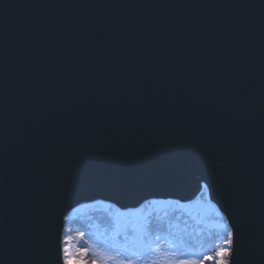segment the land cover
Instances as JSON below:
<instances>
[{
	"label": "water",
	"instance_id": "1",
	"mask_svg": "<svg viewBox=\"0 0 264 264\" xmlns=\"http://www.w3.org/2000/svg\"><path fill=\"white\" fill-rule=\"evenodd\" d=\"M264 264V0H0V264H63L69 213L203 191Z\"/></svg>",
	"mask_w": 264,
	"mask_h": 264
},
{
	"label": "rangeland",
	"instance_id": "2",
	"mask_svg": "<svg viewBox=\"0 0 264 264\" xmlns=\"http://www.w3.org/2000/svg\"><path fill=\"white\" fill-rule=\"evenodd\" d=\"M127 213L130 214L129 218H125ZM133 217L142 221L143 225L147 222L153 234L168 238L162 245L164 249L175 242L185 251L200 253L189 259H199L202 264H220L221 261L228 263L229 228L223 215L202 192L190 202L153 199L137 209L126 211L103 201L75 207L67 216L63 236L64 252L67 251L71 257L68 264H93L94 261L95 264H115L113 253L103 249L99 241L111 242L116 237L121 246H127L134 235L135 227L129 222ZM82 250H86L87 254L81 255ZM221 250L224 254L217 255ZM206 256L212 259H204ZM152 259H158V264H169V261L177 264L163 252ZM138 264L151 262L143 260Z\"/></svg>",
	"mask_w": 264,
	"mask_h": 264
},
{
	"label": "snow or ice",
	"instance_id": "3",
	"mask_svg": "<svg viewBox=\"0 0 264 264\" xmlns=\"http://www.w3.org/2000/svg\"><path fill=\"white\" fill-rule=\"evenodd\" d=\"M133 237L128 242L127 246H121L116 239L113 237L111 242L99 241L101 247L108 252L113 253L115 258V264H138V262L143 260H150L151 264H158V259H152L153 257H158V255L163 252L165 255L170 256L177 264H202L199 259H189V257H197L200 255L199 252H189L183 250V247H178L175 242H172L167 249H164L162 245L168 239L164 235L153 234L150 225L146 222L139 229L133 230ZM119 233L116 234L118 236ZM231 230L228 232L229 240L227 243L232 244ZM83 236V233H81ZM87 251L82 250L81 255H86ZM224 251L221 250L217 255L222 256ZM63 264H68L69 259H71L67 251L64 252L62 257ZM204 259L211 260V256H206ZM95 264V261L93 262ZM171 264V261H169ZM220 264H227L226 261H221Z\"/></svg>",
	"mask_w": 264,
	"mask_h": 264
},
{
	"label": "trees",
	"instance_id": "4",
	"mask_svg": "<svg viewBox=\"0 0 264 264\" xmlns=\"http://www.w3.org/2000/svg\"><path fill=\"white\" fill-rule=\"evenodd\" d=\"M123 216H124V215H123ZM129 216H130V214L127 213V215L125 216V218H129ZM129 222H132V223H133V226L135 227V229H139V228L143 225L142 221H139V220L136 219L135 217L131 218V219L129 220Z\"/></svg>",
	"mask_w": 264,
	"mask_h": 264
},
{
	"label": "bare ground",
	"instance_id": "5",
	"mask_svg": "<svg viewBox=\"0 0 264 264\" xmlns=\"http://www.w3.org/2000/svg\"><path fill=\"white\" fill-rule=\"evenodd\" d=\"M202 192L204 193V189H203V191H201V193H202Z\"/></svg>",
	"mask_w": 264,
	"mask_h": 264
}]
</instances>
